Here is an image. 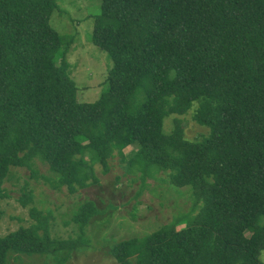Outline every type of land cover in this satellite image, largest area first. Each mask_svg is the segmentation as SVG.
I'll return each instance as SVG.
<instances>
[{
	"label": "trees",
	"instance_id": "16d2710c",
	"mask_svg": "<svg viewBox=\"0 0 264 264\" xmlns=\"http://www.w3.org/2000/svg\"><path fill=\"white\" fill-rule=\"evenodd\" d=\"M58 1L0 0V198L14 168L74 195L99 186L97 168L107 175L120 157L143 182L164 173L191 188L198 209L116 243L117 264H264V0H99L91 42L112 67L93 104L77 101L71 36L51 26ZM191 110L207 136L187 140L179 120L164 131L166 118ZM98 214L89 202L73 222L84 230ZM50 215L32 208L34 224L0 237V264L57 252L70 260L78 240L53 239Z\"/></svg>",
	"mask_w": 264,
	"mask_h": 264
},
{
	"label": "rangeland",
	"instance_id": "374dc122",
	"mask_svg": "<svg viewBox=\"0 0 264 264\" xmlns=\"http://www.w3.org/2000/svg\"><path fill=\"white\" fill-rule=\"evenodd\" d=\"M99 7V0H59L51 19V26L60 35L71 36L66 61L70 77L76 83L77 101L81 104L97 102L109 89L107 77L112 60L107 52L91 42ZM192 110L185 116L166 118L164 131L171 134L179 120L187 140L199 141L207 136L209 129L193 121ZM124 152L130 160L135 148L128 147ZM127 166V160L123 162L116 157L111 161L109 174L103 175L101 167L97 168L101 179L99 186L81 189L74 195L65 187L55 190L43 178L31 177L25 168L12 169L2 186L7 197L0 198V237L34 224L31 209L36 208L44 215L51 213L49 234L53 239L78 240L71 259L64 264H117L110 254L116 243L144 237L197 213L198 205L192 210L191 188L173 187L169 175L164 173L157 179L148 177L143 182V174L138 171L130 174ZM36 168L40 175L52 177L42 162H38ZM29 191L33 192L29 193V198L33 195V201L21 206L18 199ZM89 202L96 204L99 214L81 230L73 218L78 209ZM183 226L182 223L177 228ZM63 255L59 252L17 255L15 259L9 258V264H63ZM260 260L264 263V251Z\"/></svg>",
	"mask_w": 264,
	"mask_h": 264
}]
</instances>
